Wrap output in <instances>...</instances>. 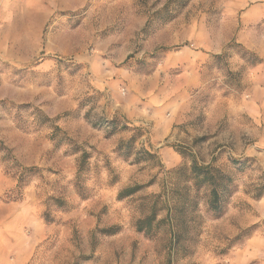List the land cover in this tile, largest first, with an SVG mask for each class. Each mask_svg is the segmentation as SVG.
I'll use <instances>...</instances> for the list:
<instances>
[{"label":"rangeland","instance_id":"1","mask_svg":"<svg viewBox=\"0 0 264 264\" xmlns=\"http://www.w3.org/2000/svg\"><path fill=\"white\" fill-rule=\"evenodd\" d=\"M0 141V264H264V0H0Z\"/></svg>","mask_w":264,"mask_h":264},{"label":"trees","instance_id":"2","mask_svg":"<svg viewBox=\"0 0 264 264\" xmlns=\"http://www.w3.org/2000/svg\"><path fill=\"white\" fill-rule=\"evenodd\" d=\"M20 107H26V105ZM54 130L55 131L59 130V127L53 126V131ZM51 136L52 139H54L53 134ZM132 140L133 139H131V141ZM0 151L4 152V156L1 157L2 161L5 162L13 161L14 158L11 154V151L7 147H5L1 141H0ZM88 157H89L88 152L83 151L81 155V162H85ZM28 170H31V168H29ZM187 180L190 182V186H186V188L188 189L192 188L196 193H198L201 190H204V193L206 194L208 201V208L212 212L221 211L223 192H225L228 182L226 175L222 174L211 163L202 164V163H198L195 159H192L191 164L188 167ZM18 181L21 184L22 178L20 177ZM18 188H21V185H19ZM139 188L140 186L124 188L121 191H119L118 198L129 196L133 194L135 191H137ZM160 196L161 195H158L157 197L159 198ZM56 201L61 206H64L65 204L64 200H62L61 198H57ZM157 217H158V210L156 208V205L154 204L150 210V213L146 215L144 218L139 219L137 221L136 223L137 230L142 231L146 234H151L156 230V228L162 226V224H165L166 222L170 225H173L174 220L176 219L177 216L173 214V212L170 211L168 208L165 212V215L162 218L158 219ZM180 224L181 223H179L177 227H179ZM112 229L113 228L106 229L103 231L105 233H114V230ZM165 264H171L170 257H168Z\"/></svg>","mask_w":264,"mask_h":264}]
</instances>
